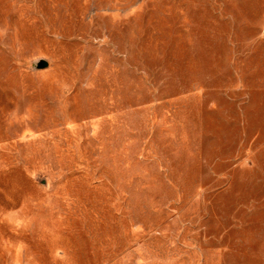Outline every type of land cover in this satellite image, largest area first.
<instances>
[{"label":"rangeland","instance_id":"1","mask_svg":"<svg viewBox=\"0 0 264 264\" xmlns=\"http://www.w3.org/2000/svg\"><path fill=\"white\" fill-rule=\"evenodd\" d=\"M0 264H264V0H0Z\"/></svg>","mask_w":264,"mask_h":264},{"label":"water","instance_id":"2","mask_svg":"<svg viewBox=\"0 0 264 264\" xmlns=\"http://www.w3.org/2000/svg\"><path fill=\"white\" fill-rule=\"evenodd\" d=\"M47 62H45L44 60H38L36 63V69H44L47 68Z\"/></svg>","mask_w":264,"mask_h":264}]
</instances>
